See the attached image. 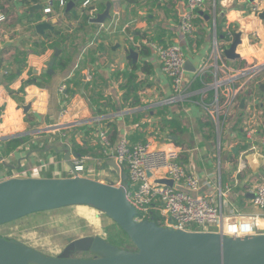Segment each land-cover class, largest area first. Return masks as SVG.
I'll use <instances>...</instances> for the list:
<instances>
[{"label":"crops","instance_id":"obj_1","mask_svg":"<svg viewBox=\"0 0 264 264\" xmlns=\"http://www.w3.org/2000/svg\"><path fill=\"white\" fill-rule=\"evenodd\" d=\"M48 1L0 0V17H6L0 22V179L23 171L37 173L34 178H63L70 165L58 150L69 145L92 156L86 163L91 178L114 181L99 137L107 131L113 145L126 135L133 143L151 141L157 148L181 146L180 163L200 177V193L229 190L222 200L225 215L231 209L243 217L261 214L252 207L251 175L262 172V159L246 155L247 168L237 173L240 154L248 147L240 120L223 135L219 149L218 134L204 118L199 95L185 110L167 103L171 83L152 48L179 45L189 63L187 76L193 77L210 64L206 61L215 41L230 25L241 34L242 43L238 59L225 56L227 65L237 69L264 64V20L250 13V1L205 0L194 40L182 33L186 0H101L105 8L107 2L113 5L112 19L101 25L84 18L85 0H68L73 2L70 11L54 0L55 12L46 15ZM40 22L53 29L38 33L35 25ZM55 29L59 36L53 35ZM53 43L60 47H50ZM144 48L149 51L146 57L140 53ZM129 49L139 54L136 69L128 59ZM57 50L50 75L45 72ZM63 84L66 94L60 93ZM258 91L263 100L264 84ZM260 107L264 109V102ZM63 108L69 111L65 117ZM245 108L243 101L241 118ZM256 144L264 153V133Z\"/></svg>","mask_w":264,"mask_h":264},{"label":"built area","instance_id":"obj_2","mask_svg":"<svg viewBox=\"0 0 264 264\" xmlns=\"http://www.w3.org/2000/svg\"><path fill=\"white\" fill-rule=\"evenodd\" d=\"M248 1L251 14L259 16L264 12V0ZM67 3L68 0H58V7L63 9ZM100 3L101 0H85L81 6L82 13L87 11L86 14L92 20L99 14ZM204 7L205 0H186L185 10L181 14V28L185 37L193 40L197 37V20ZM54 8V0H49L44 14H53ZM5 20L6 17H0V22ZM236 34L234 28L226 25L223 38L219 42L215 41L213 54L206 61L210 64L205 63L193 77L187 76L185 54L179 45L153 44L152 48L163 73L171 83L172 97L167 103L176 104L185 110L187 104L196 103L194 96L199 95L204 118L218 134L219 149L222 148L223 135L240 120L248 147L240 154L237 173L244 174L247 168L246 155L254 153L262 159V172L251 175L255 178L252 207L261 214L243 217L235 209H231L230 213L225 215V202L222 200L228 196L229 190L220 189L218 195L200 193V177L180 163L184 151L181 146L157 148L151 141L133 143L126 135L113 145L107 131H101L99 137L104 157L114 159L127 173V198L136 209L137 221L151 220L152 213L156 212L163 219L160 221L162 227L192 232H222L235 237L264 233V226L259 223L264 219V153L256 144V139L264 133V109L260 107L264 98L262 100L258 94V89L264 84V64L246 65L237 69L227 65L225 51L235 41ZM197 81L202 85L201 89H195ZM66 89L67 85L63 84L60 93L66 94ZM243 101L247 112L246 116L241 118L238 113ZM68 113L67 108L61 110L62 117ZM228 145H233L230 140ZM92 159L89 154L73 156L63 178H91L94 174L92 175L86 163ZM32 175L33 173L27 171L17 172L0 179V182L10 178H28ZM161 180H171L173 186L160 183ZM111 182L120 186L119 178Z\"/></svg>","mask_w":264,"mask_h":264},{"label":"water","instance_id":"obj_3","mask_svg":"<svg viewBox=\"0 0 264 264\" xmlns=\"http://www.w3.org/2000/svg\"><path fill=\"white\" fill-rule=\"evenodd\" d=\"M112 6L111 2H107L105 10L91 22L101 25L111 20ZM72 7L73 2H69L67 11ZM35 9H41V6ZM261 18L264 20V12ZM35 29L43 34L53 26L40 22ZM241 43V34L238 33L225 51L229 60L239 58L236 51ZM58 55L59 50L45 73L53 74ZM128 59L137 65L139 54L129 49ZM188 65L185 68L189 71ZM58 153L63 154V159L69 164L73 156L82 155L72 151L69 145ZM106 166L118 175L120 186L111 181L105 183L80 176L1 181L0 227L37 213L88 206L111 219L128 236L133 250L120 249L100 236H84L69 242L60 255L53 257L0 236V264H264V233L235 237L222 232H192L162 227L152 220L137 221L136 209L127 198V173L114 159L107 160ZM160 183L173 186L171 180H161ZM75 252H91L96 257L77 258L73 255Z\"/></svg>","mask_w":264,"mask_h":264},{"label":"rangeland","instance_id":"obj_4","mask_svg":"<svg viewBox=\"0 0 264 264\" xmlns=\"http://www.w3.org/2000/svg\"><path fill=\"white\" fill-rule=\"evenodd\" d=\"M36 174L34 173L33 176ZM108 174L114 180L118 179V175L114 172L111 173L108 170ZM117 232L119 228L111 219L88 206H74L38 213L0 227V236L9 240H17L53 257L60 255L66 245L74 239L84 236H100L107 240ZM124 247L134 249V246L129 243L127 246L124 244ZM76 257L88 259L93 255L92 253H81Z\"/></svg>","mask_w":264,"mask_h":264},{"label":"trees","instance_id":"obj_5","mask_svg":"<svg viewBox=\"0 0 264 264\" xmlns=\"http://www.w3.org/2000/svg\"><path fill=\"white\" fill-rule=\"evenodd\" d=\"M105 8V5L104 4H100L99 5V10H103ZM87 13V11H83V16H84V18L86 19V21L87 22H90V19H89V17H88V15L86 14ZM53 35H55V36H59V34L61 33L58 29H55L53 32ZM222 36H224V32H223V35ZM50 47H53V48H59L60 46L58 45V44H56V43H53V44H51L50 45ZM148 50L146 49V48H144L140 53H141V55H143V56H147L148 55ZM145 64H148V62L147 61H145ZM135 69H136V65H135ZM145 71H147V70H145ZM202 88V85L200 84V82L199 81H197L196 83H195V89H201ZM181 128V127H180ZM183 130V129H182ZM77 153H79V154H82V153H84V151H76ZM38 214V213H37ZM34 215V214H33ZM31 216V215H30ZM28 217V216H27ZM26 218V217H25ZM23 219V218H22ZM21 220V219H20ZM151 220L152 221H154L155 223H157L159 226H162V224L160 223V221L161 220H163L162 219V217L160 216V214L159 213H156V212H153L152 213V218H151ZM19 221V220H18ZM16 222V221H15ZM115 224V223H114ZM116 225V224H115ZM116 227H118L117 225H116ZM119 228V227H118ZM3 237V236H2ZM4 238V237H3ZM5 239H7V238H5ZM7 240H9V239H7ZM11 240H14V239H11ZM14 241H17V240H14ZM107 242H109L110 244H112V245H114V246H116V247H118V248H120V249H126V250H130L129 248H127V247H124V244H126V246H127V244L129 243L130 245H132V243H131V241H130V239L128 238V236L119 228V232H117L116 234H112L111 236H110V238L109 239H107L106 240ZM133 246V245H132Z\"/></svg>","mask_w":264,"mask_h":264},{"label":"flooded vegetation","instance_id":"obj_6","mask_svg":"<svg viewBox=\"0 0 264 264\" xmlns=\"http://www.w3.org/2000/svg\"><path fill=\"white\" fill-rule=\"evenodd\" d=\"M130 250H131V249H130ZM132 250H133V249H132ZM81 253H82V252H75L73 255H74V257H76V255H79V254H81ZM88 253H91V252H88ZM92 255H93L92 258L96 257L95 254L92 253ZM84 259H86V258H84ZM88 259H90V258H88Z\"/></svg>","mask_w":264,"mask_h":264},{"label":"bare ground","instance_id":"obj_7","mask_svg":"<svg viewBox=\"0 0 264 264\" xmlns=\"http://www.w3.org/2000/svg\"><path fill=\"white\" fill-rule=\"evenodd\" d=\"M262 224H264V221L263 222H261Z\"/></svg>","mask_w":264,"mask_h":264}]
</instances>
